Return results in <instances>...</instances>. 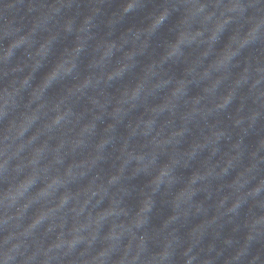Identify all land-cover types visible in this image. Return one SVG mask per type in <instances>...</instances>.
I'll return each instance as SVG.
<instances>
[{"label":"clouds","instance_id":"obj_1","mask_svg":"<svg viewBox=\"0 0 264 264\" xmlns=\"http://www.w3.org/2000/svg\"><path fill=\"white\" fill-rule=\"evenodd\" d=\"M82 2L29 0L27 23L0 26V64L46 40L54 52L82 23L90 32L98 17L81 10ZM124 3L117 19L156 0ZM170 4L193 5L188 20L199 23L208 49L201 71L222 85L226 98L218 101L220 88L213 89L204 101L207 112L222 111L228 139L244 140L232 150L247 179L232 192L230 233L209 240L178 225L157 226L151 209L138 219L125 215L122 203L105 213L104 202L130 196L137 178L150 182L155 197L186 164H202L206 124L199 111L185 115V95L172 93L166 101L169 89L157 75L139 81L126 72L83 75L73 67L56 77L60 92L39 115H33L37 103L0 96V264H264V252L251 254L253 244H264V0L159 5ZM166 11L148 13L158 28L168 21L160 19ZM218 103L224 109L213 107ZM38 141L49 151L39 152ZM41 185L49 188L46 195H29Z\"/></svg>","mask_w":264,"mask_h":264},{"label":"water","instance_id":"obj_2","mask_svg":"<svg viewBox=\"0 0 264 264\" xmlns=\"http://www.w3.org/2000/svg\"><path fill=\"white\" fill-rule=\"evenodd\" d=\"M160 3L161 0H156L155 4L141 3L143 11L117 19L119 9L125 7L124 0H85L79 5L81 10L98 17L92 30L87 31L82 23L79 30L55 45L54 52L51 41L47 40L29 53L19 51L12 57L9 51L12 59L0 64V96L13 94L25 103H37L38 108L33 113L36 116L45 111L47 103L60 92L59 87L55 88L56 77L73 67L83 75H96L97 69L101 70V75L126 72L130 79L139 81L157 75L158 83L169 89L166 101L172 93L183 94L188 100L185 115L191 118L200 112L201 126L206 124L204 139L199 144L203 162L195 168L186 164L155 197L149 193L150 182L139 177L132 181L135 191L130 196H124L121 202L108 199L103 209L105 213L121 210L119 204L122 203L125 215L131 212L138 219L141 213L151 209L153 223L157 226L160 222L178 225L190 235L214 240L230 233L231 218L226 213L232 205V192L247 179V173L240 169L232 154L244 140L241 138L237 143L228 139L225 131L228 121L222 111L207 112L204 101L213 89L220 88L218 101L226 102V98L222 85L208 80L201 71L208 49L202 43L199 23L188 20L187 13L193 5ZM28 7L29 0H0V26L19 27L22 22L27 23L31 19ZM159 7L168 9L160 17L163 20L167 16L168 21L158 28L159 20L153 22L148 13ZM229 35L225 34L220 47ZM4 43L6 45L7 41ZM213 107L224 109V103ZM37 144L39 152L49 151L47 142ZM247 187L254 188L255 182ZM48 191L47 186L41 185L36 193L29 190V195L39 198ZM258 252H264V244H253L251 254Z\"/></svg>","mask_w":264,"mask_h":264}]
</instances>
